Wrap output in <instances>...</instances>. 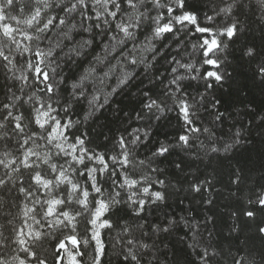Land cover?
<instances>
[{
	"label": "snow or ice",
	"instance_id": "1",
	"mask_svg": "<svg viewBox=\"0 0 264 264\" xmlns=\"http://www.w3.org/2000/svg\"><path fill=\"white\" fill-rule=\"evenodd\" d=\"M159 2L0 0V264H161L168 253L156 244L169 247L170 235L184 241L173 255L182 253L187 264H223L219 246L204 243L216 229L213 206L222 191L235 198L221 205L235 217L233 229L243 226V216L264 232V219L257 218L264 217V187L245 189L235 169L225 186L211 163L217 145L210 139L225 119L217 94L223 91L222 54L251 31L249 19L264 21V0H202L198 10L189 0H166L156 13ZM42 7L50 14L38 20ZM260 27L264 31V23ZM102 29L106 42L97 63L147 32L173 38L177 54L168 57L169 68L153 73L131 119L122 111L118 127L94 133L87 123L94 110L103 109L133 73L121 71L108 91L95 67L69 80L57 57L83 60L93 33ZM142 43L147 48L149 41ZM188 47L192 53L180 59ZM128 63L135 66L136 56L129 54ZM257 74L264 76V67ZM85 99L87 110L80 107ZM145 114L155 124L151 136ZM169 125L172 132H158ZM197 148L212 155L205 171L193 174L195 164H187L184 153ZM170 157H176L171 171L163 167Z\"/></svg>",
	"mask_w": 264,
	"mask_h": 264
},
{
	"label": "clouds",
	"instance_id": "2",
	"mask_svg": "<svg viewBox=\"0 0 264 264\" xmlns=\"http://www.w3.org/2000/svg\"><path fill=\"white\" fill-rule=\"evenodd\" d=\"M59 2L63 3L64 0H59ZM143 2H149V0H143ZM26 3H31V0H26ZM166 6V0H160L158 4L154 3L155 12L158 13ZM7 7L8 5L5 3V8ZM99 7L103 14L104 10H106V5L101 4ZM52 11L54 12L56 9ZM152 11V9H149L144 14L145 24L150 19L148 12ZM9 14L11 15V13ZM48 14L50 13H47L46 9L42 7V14L37 19H46ZM248 23L251 25V31L241 33L238 39L231 43L222 54L221 64L223 67L221 68V72L224 75V83L220 85V88L223 89L224 93H228L230 86L237 79L238 72L243 70L249 78V83L257 86L261 95L264 96V76L257 74L258 69L264 67V31L260 27V24L264 23V21L257 23L256 20L249 19ZM27 30H29V27L26 25L25 31ZM106 32L107 29H102L98 34L93 33L94 45L87 52L83 60L77 61L76 58L68 59L63 55L57 57L59 61L57 67L61 70L62 75L69 77V80L79 77L85 68H89L90 66L95 67L97 74L103 77V84L108 91H111L121 71L127 70L133 73L134 78L130 77L131 82L126 86L118 87V94L109 96L108 104L104 105L103 109L94 110L92 120L87 122L93 125L94 133L112 128L114 123L117 124L118 120L123 119V117L119 116V113L122 111L131 119V114L137 106L143 88L148 86V81L153 80V73L156 70L169 68L170 61L168 57L177 54L173 38L165 39L157 37L154 32H147L143 38H133L131 42H128L123 52L118 55L109 56L105 63L100 64L97 63L94 57L102 54V46L106 42ZM37 34L39 35V33ZM143 40L149 41L147 48H144ZM43 43L46 45L47 41L45 40ZM191 53L192 48L188 47L187 51L179 58L187 59ZM129 54L136 56L137 64L135 66L128 63ZM194 59L193 57V62ZM113 65H115V68L112 67ZM141 68H144L146 71L142 72ZM105 72H110L111 77H105L103 75ZM161 74L163 73L161 72ZM88 87L89 85L86 83L84 93L86 97L92 94L87 91ZM93 87L95 88V85ZM217 94L221 95V91H218ZM248 96V89L241 86L238 89L236 101L231 105H223L225 108L223 126L219 123L215 124L214 128L219 135L210 138L217 145L216 155L213 157L211 163L220 173L225 186H228L229 176L235 169L237 170V174L242 173L243 175L242 187L245 189L255 188L259 191L261 187H264V106H258L251 102ZM121 97L126 98L130 105L129 107H126L121 102ZM46 101L47 97H45ZM69 106L71 107V104ZM80 107L87 110L91 105L85 99L81 100ZM149 120L150 117L145 114L144 123L149 128L148 136H151L152 130L155 129V124L148 123ZM120 126L123 125L121 124ZM154 143L155 138L152 140V144ZM256 145L259 146V152H246V150L253 149ZM151 147V144L148 145V148ZM169 147L172 146L169 145ZM147 150L145 149V151ZM181 150L183 151V149ZM204 153H207V155H204ZM209 155L212 154L208 152V149L200 148H197L195 153H184L186 163L195 164V168L191 170L193 174H195L196 169H199L201 172L205 171L206 166L209 164ZM175 159L176 157H170L163 167L171 169ZM177 171H180V169H177ZM188 174V172L181 173V175ZM221 196L223 197L222 202L225 204H231L235 199L223 191ZM209 198H211V194H209ZM218 207V204L213 206V211L217 217L216 229L211 238L205 236L204 243L211 246H219L223 252V256L218 253L217 259H222L223 264H234V262L235 264H264V232L258 231L257 221L248 220L242 216L241 224L243 226L239 230L233 229L232 225L235 223V217L226 215L223 218V222H221L216 212ZM219 210L224 213L221 211V208ZM257 218L264 219L259 213L257 214ZM204 232L205 228L202 227L200 234L204 236ZM165 242L170 246L162 248L160 243L156 244L158 252L166 251L168 253L167 261H164L163 256L160 257L161 264H187L188 257L182 253L176 251L175 255H173L176 249L183 247L184 241L178 236L170 235L166 238Z\"/></svg>",
	"mask_w": 264,
	"mask_h": 264
},
{
	"label": "trees",
	"instance_id": "3",
	"mask_svg": "<svg viewBox=\"0 0 264 264\" xmlns=\"http://www.w3.org/2000/svg\"><path fill=\"white\" fill-rule=\"evenodd\" d=\"M189 7L194 9V10H198V9L202 8L203 7L202 0H189ZM251 20H256V17L251 18ZM208 67H209V70H212L211 66H208ZM241 86L248 89V93H249L248 99H250L251 102L257 104L258 106H264V96L261 95L259 88L257 86L251 85L249 83V78L247 77V74L245 72H243V70L238 72L237 79L233 82V85L230 86V90L228 93H224L223 91H221L220 97L223 99V102L225 105H231L232 103H234L236 101V99L238 98V89ZM121 102L126 107L130 106L125 97H121ZM105 122L107 123V121H105ZM174 123L175 122H173V124ZM116 127H118V125L116 123H114L112 125V128L115 129ZM172 131H173L172 125L162 127L158 130V132L161 134L164 132H172ZM251 151L259 152V146L256 145V146H254L253 149L246 150V152H251ZM173 158H175V157H173ZM169 171H171V169H169ZM222 201H223V197L222 196L218 197L217 204L219 205V207L216 209V212H217V215L220 217L221 222H223V218L227 215L226 213H222L219 210L221 208V205L225 204ZM194 207L196 208V210L199 211L198 206H194ZM172 210L180 211V209L176 208L175 204H173ZM13 211H15V210H13ZM16 223L19 224L20 220H17Z\"/></svg>",
	"mask_w": 264,
	"mask_h": 264
}]
</instances>
